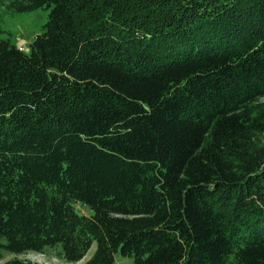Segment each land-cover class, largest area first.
<instances>
[{"label":"trees","instance_id":"obj_1","mask_svg":"<svg viewBox=\"0 0 264 264\" xmlns=\"http://www.w3.org/2000/svg\"><path fill=\"white\" fill-rule=\"evenodd\" d=\"M2 5L0 259L264 264V0Z\"/></svg>","mask_w":264,"mask_h":264},{"label":"rangeland","instance_id":"obj_2","mask_svg":"<svg viewBox=\"0 0 264 264\" xmlns=\"http://www.w3.org/2000/svg\"><path fill=\"white\" fill-rule=\"evenodd\" d=\"M49 9L42 7L31 12H12L3 5L0 6V29L1 36L8 38L13 44L20 46L27 51L29 43L34 37L42 32V25L47 19ZM264 100V96L261 97ZM264 140V138H263ZM76 209L84 214H90L89 208L80 203L74 202ZM95 244L93 243L85 257L74 264H82L93 253ZM57 250L51 247L45 248L42 252H27L25 254H13L3 252L0 263L9 259L20 258L36 261L39 264H69L56 255ZM116 264H133V259L127 256L116 255Z\"/></svg>","mask_w":264,"mask_h":264},{"label":"built area","instance_id":"obj_3","mask_svg":"<svg viewBox=\"0 0 264 264\" xmlns=\"http://www.w3.org/2000/svg\"><path fill=\"white\" fill-rule=\"evenodd\" d=\"M21 49H23V48L21 47Z\"/></svg>","mask_w":264,"mask_h":264}]
</instances>
